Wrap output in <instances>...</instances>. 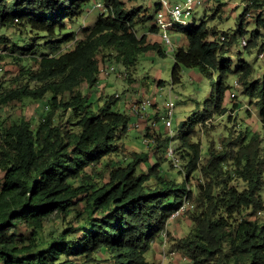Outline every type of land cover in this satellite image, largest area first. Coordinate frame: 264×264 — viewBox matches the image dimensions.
<instances>
[{"label":"trees","instance_id":"1","mask_svg":"<svg viewBox=\"0 0 264 264\" xmlns=\"http://www.w3.org/2000/svg\"><path fill=\"white\" fill-rule=\"evenodd\" d=\"M91 1L95 0H0V29L18 32L20 38L14 44L6 33L0 35V52L11 46L22 55L40 54L38 69L30 75L31 82L41 83L37 89L25 85L8 91L0 96V105L24 98L41 100L50 94V110L36 129L26 119L1 123L0 169L5 176L0 181V264H59L63 257L83 258L86 264H153L147 261V252L185 201L194 203L195 210L185 213L191 231L177 243L191 264H264V222L251 219L264 212L261 135L227 139L220 152L211 146L203 163L200 145L189 144L199 125L228 113L226 97L230 98L232 87L227 79L233 72L223 55L237 34L221 45L211 40L215 32L206 22L176 28L189 45L174 52L172 82L180 83L182 68H189L216 84L203 110L180 133L179 139L193 152L180 183L162 176L159 158L151 166L149 153L127 152L119 145L132 118L138 119L117 109L120 98L107 97L96 112L80 89L84 84L92 89L101 81L99 55L103 51H115L117 60L132 68L141 54L159 47L149 43L147 34L138 37L136 27L141 21L136 13L126 11L122 0H102L107 13L84 27V37L76 39L72 29ZM250 1L244 15L253 6H264V0ZM153 20L154 15L149 14L142 22ZM153 30L157 32V28ZM31 34L35 38L29 46ZM41 42L50 47L49 52L42 49ZM158 53L162 55L161 50ZM252 70L240 63L244 94L256 101L264 127V77L249 81ZM159 84L163 86L162 81ZM61 110L70 111L72 128L55 125ZM170 141L169 134L159 139L153 148L155 155ZM121 156L126 157L124 161ZM109 161L113 166L110 181L99 186L87 169L95 170ZM141 165L148 167V174L138 173ZM197 171L204 183L194 196L188 182ZM232 175L245 185L242 191L230 187ZM152 177L157 186L147 185ZM53 215L62 221L72 218L78 227L70 222L69 228L47 239L44 225ZM15 225L31 228L30 238L11 234ZM73 232L79 236L74 237Z\"/></svg>","mask_w":264,"mask_h":264},{"label":"rangeland","instance_id":"2","mask_svg":"<svg viewBox=\"0 0 264 264\" xmlns=\"http://www.w3.org/2000/svg\"><path fill=\"white\" fill-rule=\"evenodd\" d=\"M122 2L126 11L136 13L138 21H141L136 27L138 37L149 32V43L157 44L159 46L158 50L141 54L138 57V62L132 68H127L119 62L115 51L105 50L99 55L101 67L106 68L110 64H115L119 72L110 75L103 73L100 77L101 79L104 78L102 80L104 86L100 90L91 92V88L87 84L81 86L80 89L88 98L87 100L92 110L96 112L102 107L107 97L115 94L120 95L117 109L127 114H130V104L133 101L142 99L151 101L152 107L148 109V113H154V115H149L136 121L135 118H132L128 133L120 136L122 139H120L119 145H123L127 152L149 153V165L151 166L156 165L158 163L156 159L159 158L161 161L160 168L163 170L162 176L169 180L176 179L182 183L185 177L183 174L187 172L186 166H188L193 152L190 147L179 139L180 133L185 123L195 113L203 110L205 101L210 97L215 87L213 85L214 82L207 77L201 76L195 69L182 68L180 83L174 84L172 82L175 67L174 52L180 47H188L189 43L186 37L179 32H172L171 36L175 47L171 50L170 47L161 43L158 33L153 30L154 20L146 23L142 22V19L149 17V14H154V9H149V6L143 0H122ZM154 3H157V0H154ZM250 3V0H206L205 6L197 7L194 14L187 19L188 25L194 22L198 24L206 22L217 37L211 38V40L216 39L221 45L223 43L228 44L231 36L237 34V40L232 46L226 47L223 58L230 61V67L233 72L229 75L227 84L232 87L234 82L239 81L241 87L237 91L235 99L226 97L228 113L216 115L206 123L199 125L197 135L189 143L191 145L194 143L200 145V163H203L208 157V150L211 146L220 152L224 148L225 141L230 138L235 139L239 136H250L253 133H259L262 137V147L264 148V127L259 115V107L255 100L249 99L244 94L243 83L240 80V74H243L240 71V63H246L253 69L249 75V81H258L264 77V6H253V12L250 11L251 13L244 15V11L250 8ZM101 14L102 11L97 7L96 2L91 1L85 7L84 14L72 29L76 39H82L84 37V27L94 25ZM5 33L6 31L0 29V35ZM18 34V32L10 30L6 33V36L16 44L20 40ZM220 37H225V40H220ZM34 38L35 35L33 34L28 36L27 43L29 46L33 44ZM243 39L248 43L246 48L241 44ZM44 43L41 42L42 49L49 52L50 47H46ZM2 47H5V45H2ZM159 50L162 51V55L158 53ZM0 53L2 54L0 56V96L25 85H28L30 89H37L41 86V83L31 82L30 75L36 73L38 69L40 54L22 55L14 52L11 46ZM261 55L263 57H260ZM124 74L126 76L121 77ZM216 79L217 76H214V80ZM159 81L163 82V86L159 84ZM109 82L112 88L107 89ZM49 98L50 94L41 100L24 98L22 101L15 100L6 105H0V127L1 123L5 121L18 123L22 119H26L32 123V129H36L41 119L50 110L47 107ZM170 99L173 100L175 105L172 127L175 137L173 145L182 161L181 170L174 168L167 158L169 144L159 150L158 156L155 155L153 150L157 146L159 139L164 140L168 137V131L162 124V118L166 111L165 104ZM70 115V111H59L56 115L55 125H61L65 130L72 128ZM154 122H157L156 127H153ZM146 134H148L149 139L153 140L152 143L147 144L144 141ZM125 158L121 156L119 159L124 161ZM110 160L116 161L117 158ZM110 162H106V164ZM106 164L97 165L95 170L87 169V172L96 178L99 186L110 181V171L113 166ZM138 170L139 174L149 173L146 165H141ZM4 176L5 172L0 169V181L3 180ZM232 177L230 187H237L239 191H242L245 185L235 179L233 175ZM203 183L204 178L200 171L194 172L189 179L188 189L193 190L194 196H197V187ZM147 185L157 186L158 181L155 177H152L147 182ZM261 194L264 200V189ZM83 204L81 201L80 206H83ZM251 219L264 222V212L256 217H251ZM70 222L74 223L75 228L78 227V221L72 218L62 221L53 215L44 225V237L50 239L57 233H61L69 228ZM190 231L191 221L188 214L184 213L172 217L167 224L166 232L156 239L151 249L147 252V261L153 264H191L189 260L182 256L178 250L177 243L178 240L188 236ZM10 232L16 237H22L27 240L32 234V229L26 225H15ZM73 235L78 237L79 232H73ZM66 261L86 264L83 258L77 257H63L59 264H66Z\"/></svg>","mask_w":264,"mask_h":264},{"label":"built area","instance_id":"3","mask_svg":"<svg viewBox=\"0 0 264 264\" xmlns=\"http://www.w3.org/2000/svg\"><path fill=\"white\" fill-rule=\"evenodd\" d=\"M149 6V9H154V27L157 28V33L160 37L161 43L170 47L171 50L174 49L175 45L173 42V37L171 36L172 32H175L177 27L188 26L187 19L194 14V11L197 7L205 6L206 0H157V3H154V0H143ZM97 7H99L103 13H107V10L104 6L102 0H95ZM252 5V3H250ZM220 40L224 41L225 37H220ZM241 44L244 48L248 46V43L245 39L241 41ZM260 57H263L262 55ZM1 70V69H0ZM118 67L115 64H110L106 68H100V76L105 73L106 75L116 74ZM126 76V74L121 77ZM100 82L93 87V91L100 90L102 86ZM241 87L239 81L233 83L230 93V98L235 99L237 97V91ZM116 98H120L119 94L113 95ZM152 107V102L149 100H136L130 104V112L132 115L138 119H143L146 116H149L148 109ZM165 114L162 118V124L168 131V134L171 138V141L167 148V158L171 161L174 168L181 170L182 161L177 155V152L173 145L174 135L172 132L173 119L175 116V105L172 99L167 101L165 104ZM157 126V122L153 123V127ZM144 141L149 144L153 140L149 138H144ZM195 208L194 204L189 201H185L180 210L173 215L178 216L184 214L188 211H193ZM261 213H259L260 215Z\"/></svg>","mask_w":264,"mask_h":264},{"label":"crops","instance_id":"4","mask_svg":"<svg viewBox=\"0 0 264 264\" xmlns=\"http://www.w3.org/2000/svg\"><path fill=\"white\" fill-rule=\"evenodd\" d=\"M146 34L149 35L150 33L148 32V33H146ZM195 70H196V69H195ZM197 71H198V70H197ZM102 80H104V78L101 79L100 85H101V86H104V82H102ZM110 85H111V83L109 82V83H108V86H107V89L112 88ZM113 87H114V86H113ZM91 92H93L92 89H91ZM148 114H149L150 116H153V115H154V113H151V114L148 113Z\"/></svg>","mask_w":264,"mask_h":264}]
</instances>
